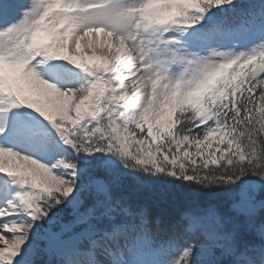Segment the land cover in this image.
I'll use <instances>...</instances> for the list:
<instances>
[{"label": "snow or ice", "instance_id": "1", "mask_svg": "<svg viewBox=\"0 0 264 264\" xmlns=\"http://www.w3.org/2000/svg\"><path fill=\"white\" fill-rule=\"evenodd\" d=\"M0 264H264V0H0Z\"/></svg>", "mask_w": 264, "mask_h": 264}, {"label": "trees", "instance_id": "2", "mask_svg": "<svg viewBox=\"0 0 264 264\" xmlns=\"http://www.w3.org/2000/svg\"><path fill=\"white\" fill-rule=\"evenodd\" d=\"M139 196L152 205L154 213L164 217H167L172 211L173 205L183 207L188 200L195 198L189 190L179 187L165 188L162 195L158 187L153 192L142 191ZM201 198H203V194H201Z\"/></svg>", "mask_w": 264, "mask_h": 264}]
</instances>
